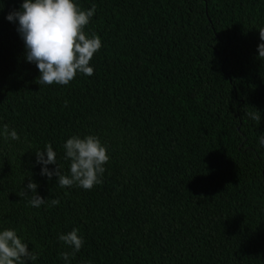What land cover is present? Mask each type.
Masks as SVG:
<instances>
[{"label":"trees","instance_id":"16d2710c","mask_svg":"<svg viewBox=\"0 0 264 264\" xmlns=\"http://www.w3.org/2000/svg\"><path fill=\"white\" fill-rule=\"evenodd\" d=\"M74 2L96 5L84 29L102 41L94 74L39 85L6 19L23 0H0V125L20 137L0 135V230L38 254L28 264H264V0ZM73 135L107 148L91 190L37 163L51 144L70 175ZM29 181L39 208L19 195ZM73 228L84 244L65 261L58 237Z\"/></svg>","mask_w":264,"mask_h":264},{"label":"clouds","instance_id":"9594fccd","mask_svg":"<svg viewBox=\"0 0 264 264\" xmlns=\"http://www.w3.org/2000/svg\"><path fill=\"white\" fill-rule=\"evenodd\" d=\"M96 11L93 4L90 9L82 10L74 0H23L20 10L10 12L6 19L9 22L18 21L17 31L25 44V58L35 63L39 70V85H68L77 75L94 74L90 61L102 47L101 38L84 29ZM259 38L264 41V27L259 29ZM259 58H264V43L258 45ZM257 113L248 115L255 121H260ZM0 135L5 139L19 140L15 129H9L7 124L0 125ZM264 146V135L259 138ZM65 160H70V175L61 174L56 162V153L51 144L45 146V151H36L37 163L43 165L41 175L51 179L57 177L60 187H71L74 184L85 190H91L102 183L105 172L104 165L108 162L107 148L95 135L83 138L73 135L63 145ZM57 167L49 170L47 165ZM38 185L29 181L27 189L20 192L21 197H28L30 206L39 208L46 202L45 198L36 193ZM60 203L52 199L50 206ZM79 229L60 234L58 239L72 248V252L61 253L62 259L68 261L70 256L79 252L84 244L83 237L78 235ZM38 254L30 251L29 246L17 234L15 229L0 230V264H28L36 261Z\"/></svg>","mask_w":264,"mask_h":264}]
</instances>
